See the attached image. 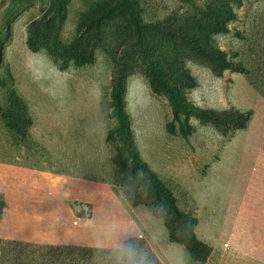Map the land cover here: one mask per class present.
<instances>
[{"label": "rangeland", "instance_id": "1", "mask_svg": "<svg viewBox=\"0 0 264 264\" xmlns=\"http://www.w3.org/2000/svg\"><path fill=\"white\" fill-rule=\"evenodd\" d=\"M131 1L130 11L111 10L117 0H0V264L41 244L131 247L137 257L147 246L161 264L195 260L168 238L179 225L152 214L150 182L136 172L124 192L122 142L107 140L116 68L138 154L197 217V238L226 248L233 231L257 259L227 260L264 264V0ZM216 51L231 64L220 74ZM150 66L198 107L251 110L249 121L224 132L195 114L174 118L148 84ZM170 122L190 133H171ZM233 201L240 219L226 213Z\"/></svg>", "mask_w": 264, "mask_h": 264}, {"label": "trees", "instance_id": "2", "mask_svg": "<svg viewBox=\"0 0 264 264\" xmlns=\"http://www.w3.org/2000/svg\"><path fill=\"white\" fill-rule=\"evenodd\" d=\"M120 8L132 9L131 0H117L112 6L111 10ZM134 23L140 26L137 18L131 14ZM96 23V22H94ZM224 53L216 51L209 56L213 60L212 68L215 72L220 74L224 69L231 66L230 63H226L221 58ZM236 70H242L243 67L240 64L233 65ZM148 77V84L152 91L162 94L167 103L170 106V110L174 118H178L179 115H191L198 116L201 122H215L216 125L222 128V131L226 132L230 127L243 128L249 121L252 111H236L225 116H220L213 110L204 109L198 107L191 101L185 99L175 88L173 83H170L163 76L160 75L158 70L150 66L145 71ZM124 71L121 68H116L114 72V84L110 91L111 114L114 118V125L107 134V140L119 139L122 142V147L117 148V156L119 162L122 164L123 176L121 184L124 187V192L129 194L130 189L127 187L134 183L136 172L146 179L153 188L154 199L147 200L146 203L149 206L153 215L164 216L167 219V224L179 225L178 231L173 227L169 229L168 238L170 241L181 243L186 250L195 259L190 264L204 263L211 252L209 248L202 240L197 238L195 234V228L198 224L196 216H189L181 211L175 202V197L171 190L156 177V175L149 169L147 163L141 159L138 154L135 139L132 130L130 129V121L128 115L124 109V100L122 93L124 91ZM2 111L0 105V112ZM2 113V112H1ZM2 116H7L2 113ZM7 118V117H6ZM8 119V118H7ZM168 130L171 133L179 132L182 135L190 133L191 127L180 126L178 129L175 124L170 122L168 124ZM124 148L129 159V164L126 166V158L121 154V149ZM132 173L131 175L129 173ZM137 190L134 188V191ZM138 196V195H137ZM138 200L134 199V204H137ZM181 236H179V235ZM2 240H0L1 242ZM16 244H22V242H15ZM29 243H24L27 245ZM132 248H120V249H97L87 248L77 245H35L31 250V257L25 255V251L21 252V257L17 255L18 259L15 263L8 260L7 264H161L155 255L151 252L150 248L144 247L141 251L144 252L143 256L137 257V254H132ZM7 254L5 251L0 255V258ZM117 254L122 255L124 261L120 263L117 259ZM137 257V258H136ZM135 258V259H134ZM191 259V260H192Z\"/></svg>", "mask_w": 264, "mask_h": 264}, {"label": "crops", "instance_id": "3", "mask_svg": "<svg viewBox=\"0 0 264 264\" xmlns=\"http://www.w3.org/2000/svg\"><path fill=\"white\" fill-rule=\"evenodd\" d=\"M5 177V175H4ZM1 179V178H0ZM2 184H5L3 183L1 180H0V191L3 192V191H6V186ZM5 193V192H3ZM237 206V202L233 201L230 203V208L227 210V207H226V213H230V215H228L229 217H232V218H238L240 219V216L237 215L235 213V208ZM246 234V236H245ZM233 236V231L230 232V235H229V241L231 243L230 247H224V246H217V247H214L211 245V252H210V255L208 257V259L206 260V262L202 263V264H237L236 262H230L227 260V257H231L233 259H243V255L242 254H246L247 256H249L250 258H252L253 260L256 261V257H255V254H253L254 250H246L245 246H243L240 241H235V240H232L231 237ZM239 236H242V238H244L245 240H248V241H251L252 243L254 242V239L250 237L249 234L247 233H244V231H240L239 233ZM205 241V240H204ZM208 242V241H207ZM247 251H250V254H247ZM260 256V255H259Z\"/></svg>", "mask_w": 264, "mask_h": 264}]
</instances>
